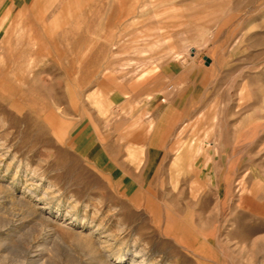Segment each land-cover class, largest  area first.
Here are the masks:
<instances>
[{"label":"rangeland","instance_id":"obj_1","mask_svg":"<svg viewBox=\"0 0 264 264\" xmlns=\"http://www.w3.org/2000/svg\"><path fill=\"white\" fill-rule=\"evenodd\" d=\"M133 262L264 264V0H0V264Z\"/></svg>","mask_w":264,"mask_h":264},{"label":"crops","instance_id":"obj_2","mask_svg":"<svg viewBox=\"0 0 264 264\" xmlns=\"http://www.w3.org/2000/svg\"><path fill=\"white\" fill-rule=\"evenodd\" d=\"M38 21H45L46 18L43 17V15H41L40 17H37ZM91 77V76H90ZM89 79V78H88ZM103 81H101L100 83L98 82L97 83V86L100 87L102 86L103 84ZM99 89V88H98ZM100 90V89H99ZM102 92H104V89H102ZM117 92V90H113L111 92V97H112V101H113V105L115 106L116 108V114H113V118H114V121H112L114 124H117L118 123V126L116 127L115 125H108L106 122H105V118L106 116L102 115L100 111H98V115H97V122L98 124L100 122H105L104 123V127H107L108 130L111 131V128H113L114 131H112V134L110 132V134H108L107 136L103 137L101 136L99 133H98V130L97 128L96 129V137L98 139V143H100V145L96 146L95 148L97 149H103L105 148V145L108 144L109 142H111L114 137H116V135L120 134V130L119 129H124L126 130L125 131V134L124 135V139L126 141V144L127 146L131 149V147H133L135 144H143V143H147V144H150L152 142V140L155 142L156 144V147L158 149H162V146H163V143L164 142V136L163 134L160 133V131L158 129L155 130V123L154 121L150 118V116L147 114L145 116H143L144 118H142L143 120L141 121H137V118H133V114L131 115V113L128 114V116L126 115V120L128 121H124L123 122V125H120V121H119V116H120V113H119V108L117 107L116 105V95L115 93ZM116 117V118H115ZM134 124H137L138 125V130H133L131 128L132 125ZM96 127V126H95ZM118 128V129H117ZM116 131V132H115ZM115 132V133H114ZM154 136V137H153ZM153 137V138H152ZM87 140H88V137H87ZM87 142V141H86ZM84 142V143H86ZM106 149H104V152H103V158L106 159V157H108V152H105ZM183 157L179 155V157L177 159H182ZM98 166H100L99 168L103 171V172H107L109 174L110 177H117V174H118V170L121 169V166L119 165L118 163V158L115 157V158H109L107 159L106 162H101V163H98ZM115 166H116V169H115ZM114 170H116L115 172H113ZM103 175V174H102ZM107 175V177H109ZM143 179V177H136L134 178L133 180V183H136V182H139L141 181V179ZM138 184V183H136ZM184 191H179V190H172L171 193L169 194V197H177V198H182L184 197ZM155 196H159L158 193H154V197ZM134 203L136 205H140V204H143L142 202L140 201H137L134 199ZM174 204V202L172 203ZM198 205H194L193 203V207L190 208V207H186L183 203L180 204V206L178 207V211L179 212H184L186 214V222L188 224H190L191 226H198L199 227V222H200V209L197 208ZM171 214V213H169ZM168 223H169V226H168V229H171L170 227V217H169V220H168ZM175 233H176V237H177V234H178V237L177 238H181L183 235H185L186 233L184 231H181V226L178 225V227H176V230H173ZM182 235V236H180ZM192 251L194 252V254L196 255H201L202 253V245L198 242L195 241L194 243V246L192 247Z\"/></svg>","mask_w":264,"mask_h":264},{"label":"bare ground","instance_id":"obj_3","mask_svg":"<svg viewBox=\"0 0 264 264\" xmlns=\"http://www.w3.org/2000/svg\"><path fill=\"white\" fill-rule=\"evenodd\" d=\"M39 27H40V26H39ZM7 31H8V30H7ZM5 33H6V32H5ZM5 33H4V34H5ZM53 33H54V32H53ZM2 38H3V37H2ZM16 42H17V44H19L20 40H17ZM12 59H13V58H12ZM7 85H8V84H7ZM12 102H13V101H12ZM116 127H117V126H116ZM162 143H163V142H162ZM117 259H121V258L118 257ZM119 261H121V260H119ZM133 263L136 264L135 262H133Z\"/></svg>","mask_w":264,"mask_h":264}]
</instances>
